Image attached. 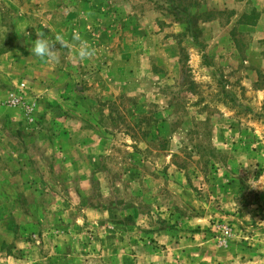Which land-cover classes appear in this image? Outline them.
I'll list each match as a JSON object with an SVG mask.
<instances>
[{
    "label": "rangeland",
    "instance_id": "1",
    "mask_svg": "<svg viewBox=\"0 0 264 264\" xmlns=\"http://www.w3.org/2000/svg\"><path fill=\"white\" fill-rule=\"evenodd\" d=\"M256 5L0 0V264H264Z\"/></svg>",
    "mask_w": 264,
    "mask_h": 264
},
{
    "label": "clouds",
    "instance_id": "2",
    "mask_svg": "<svg viewBox=\"0 0 264 264\" xmlns=\"http://www.w3.org/2000/svg\"><path fill=\"white\" fill-rule=\"evenodd\" d=\"M36 35V39L30 40L29 49L31 55L41 61H46L48 59L59 60L60 56L58 54V49L70 48V43L66 41L62 35L54 33L53 37L52 35L45 34L43 31L36 32ZM71 41L76 44V47L72 50L79 60L84 61L93 57L95 50L86 40L82 39L78 31H73ZM57 44L59 47H57ZM260 176L258 178L249 177L248 183L250 187L255 188L259 186L264 188V182H261Z\"/></svg>",
    "mask_w": 264,
    "mask_h": 264
},
{
    "label": "crops",
    "instance_id": "3",
    "mask_svg": "<svg viewBox=\"0 0 264 264\" xmlns=\"http://www.w3.org/2000/svg\"><path fill=\"white\" fill-rule=\"evenodd\" d=\"M262 4V3H261ZM263 5V4H262ZM257 6V10H259V11H262V6L260 5H256ZM224 7H222V8H217L218 10L219 9H223ZM263 16H264V11H262L261 12V15L259 14V17L257 18V20L255 21V23H251V24H246L248 27H249V29L250 30H255L256 28H258V27H260V26H262L261 25V20H262V18H263ZM197 22V25H199V27H202V26H204V25H209V24H211V23H214L215 21H214V19L212 18V19H210V20H201V19H198V21H196ZM39 67H44L43 66V64H40L39 65Z\"/></svg>",
    "mask_w": 264,
    "mask_h": 264
},
{
    "label": "trees",
    "instance_id": "4",
    "mask_svg": "<svg viewBox=\"0 0 264 264\" xmlns=\"http://www.w3.org/2000/svg\"><path fill=\"white\" fill-rule=\"evenodd\" d=\"M251 11H252L251 14H248V15L245 14V18H247V20H245L244 23H246V24L255 23V21H256L257 18H258V14H256V9H252ZM248 18H249L250 20H251V19H253V20L248 21ZM210 19H212V16H208L207 19H205V20H210Z\"/></svg>",
    "mask_w": 264,
    "mask_h": 264
}]
</instances>
